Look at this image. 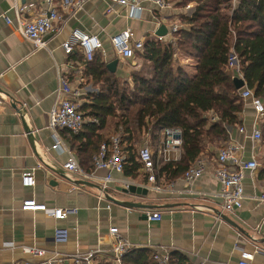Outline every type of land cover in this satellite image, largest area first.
Returning a JSON list of instances; mask_svg holds the SVG:
<instances>
[{
	"label": "crops",
	"instance_id": "crops-1",
	"mask_svg": "<svg viewBox=\"0 0 264 264\" xmlns=\"http://www.w3.org/2000/svg\"><path fill=\"white\" fill-rule=\"evenodd\" d=\"M166 1L169 7L165 9L145 1L141 14L133 16L129 8L112 5L109 0H89L83 9L64 13L65 20L58 24L59 29L46 36L49 49H36L17 30L15 6H26L28 10L23 18L31 19L49 7L62 12V0H0V264H76L73 256L87 253H93L89 264H132L128 260L118 261L111 252L112 227H118L122 237L132 243L131 250L148 249L154 253L164 247L171 256L183 255L186 264H238L243 251L253 252L254 261L264 264V201L257 198L264 192V140L255 143L249 136L256 119L249 99L245 100L242 112L241 126L246 133L239 131L240 126L230 127L222 142L234 139L244 146V159L255 155L259 162L256 172H246L243 205L233 212L223 210L218 195L222 188L215 175L219 146L206 148L202 157L207 159L208 166L191 185L180 178L167 190L157 191L142 170L135 178L113 172L114 180L108 184L111 196L120 201L157 206L130 208L102 198L100 189L95 186L73 184L46 167L34 153L23 123L12 106L10 96L28 108L42 149L50 161L67 171L64 164L71 157L77 159L78 155L65 129L58 130L59 143L54 147L56 141L49 128V111L56 100L59 73H64L81 89L82 104L85 96L96 93L98 88L84 72L89 63L86 57L78 59L75 56L77 48L67 54L62 43L71 38L74 29L98 35L104 44L100 51L103 61L108 65L118 60L115 73L124 80L129 79L133 64L116 53L110 43L111 37L128 28L135 40L146 42L156 37L161 24L170 25L178 20L180 9L176 0ZM5 14L11 17V23L5 20ZM179 58L193 76L195 60L183 54H179ZM139 68L140 62L134 69ZM115 124L116 120L110 118L99 132L108 138L114 134ZM146 137L157 151L164 135L159 132L152 137L145 133L140 146ZM171 155L180 158L181 152L174 151ZM27 171L34 172L36 183L32 187L22 183ZM90 182L99 185L94 180ZM161 182L166 186L170 184L164 177ZM132 184L147 188L148 194L119 190ZM189 187L192 193L186 192ZM28 199H36L50 207L76 208L77 212L57 221L44 211L23 210V203ZM152 212H161L162 219L149 221L148 213ZM222 214L238 226L223 219ZM57 227L68 229L67 241H54ZM7 244L14 247L6 248ZM24 246H35L46 252L42 256L35 255L24 251ZM256 249L260 251L255 252Z\"/></svg>",
	"mask_w": 264,
	"mask_h": 264
},
{
	"label": "trees",
	"instance_id": "trees-1",
	"mask_svg": "<svg viewBox=\"0 0 264 264\" xmlns=\"http://www.w3.org/2000/svg\"><path fill=\"white\" fill-rule=\"evenodd\" d=\"M176 2L181 28L168 39L149 38L136 50L130 64L140 62V68L133 69L129 79L110 71L100 52L87 63L84 72L98 91L85 96L81 105L86 119L82 131L65 129L84 170L94 168L93 156L110 139L99 131L114 118L113 135H121L127 156L125 176L135 178L142 170L138 149L144 134L156 137L169 127L182 132L181 156L163 162L157 177L167 182L182 178L209 145L220 146L230 127L242 125L245 100L229 66L232 55L239 60L245 86L264 102V0ZM179 54L195 60L193 76ZM75 56L83 60L85 54L78 49ZM260 128L264 140V117ZM152 255L148 249L129 250L122 261L158 264ZM169 264L186 260L172 254Z\"/></svg>",
	"mask_w": 264,
	"mask_h": 264
},
{
	"label": "built area",
	"instance_id": "built-area-1",
	"mask_svg": "<svg viewBox=\"0 0 264 264\" xmlns=\"http://www.w3.org/2000/svg\"><path fill=\"white\" fill-rule=\"evenodd\" d=\"M88 1L89 0H62V12L55 7H49L31 19L23 18V14L28 10L26 6H15L17 30L29 40L36 49H49L46 36L52 31L59 29L60 26L58 24H61L65 20L64 13L77 12L83 9ZM109 1L112 5L117 4L129 8L133 16H139L141 14V11L144 8L143 3L145 1L153 2L163 9L169 7V3L166 0ZM188 8H190V6H188L187 9ZM4 18L8 23L12 22L11 17L7 14L4 15ZM166 26L168 28V34L166 36L168 37H172L173 33L181 28L179 20H175L171 22L170 25ZM164 37L165 36L156 35V38L160 40H163ZM110 43L121 58L131 60L135 57L136 50H141L144 47L145 41L133 39V32L128 28L113 35ZM62 47L67 54H71L75 48L81 49L85 54L86 61H91L97 52L104 49V44L98 35L85 33L80 29H74L71 38L63 42ZM229 66L238 77L243 78L240 74V64L236 55L230 57ZM82 94L81 89H79L77 85L74 86L64 73H59V85L56 90V100L49 111V128L52 130L53 138L56 141L54 147H57V143H59L58 130L67 129L74 133L82 131L86 122L84 113L81 110ZM241 96L244 100L249 99L256 111L253 131L249 136L255 143L261 142L263 141V133L260 128V122L264 117V102L260 97L255 96L253 90L247 86L242 88ZM0 102H2L1 98ZM239 131L246 133V129L243 126L239 127ZM160 133L164 135V137L159 141L158 150L155 151L152 148L146 137L138 149V159L142 164V171L146 173L149 183L152 184V188L157 191H165L172 187L174 182L172 181L166 186L161 182L162 177L161 179H158L157 174L163 162L179 159L178 157H173L171 153L175 151L180 154L182 132L180 129L168 127L162 129ZM243 151L244 146L241 143L234 139H229L219 147L217 152L215 175L222 184L221 191L218 195L222 199L224 211L233 212L243 205L245 197L244 179L246 172L249 171L250 173H254L259 168V162L256 156L253 155L248 160L244 159ZM126 160L127 156L121 145V135L115 134L110 136L108 142L104 141L100 145L98 152L93 156L94 168L92 171L88 172L84 170L75 157H71L64 164V168L76 178L96 181L101 186L100 195L104 198L106 191L108 190L109 182L114 180L112 173H123ZM207 166V159L201 157L184 173L182 179L191 185L203 174ZM100 171L106 172L105 174H100ZM22 183L27 187L34 186L36 183L34 172H25L22 177ZM186 192L192 193L193 190L189 187V189H186ZM257 198L264 201V192ZM108 207H110V205H108ZM22 208L23 210L44 211L47 215L53 217L57 221L64 220L69 214L77 212L76 208L50 207L44 203H39L36 199L25 200ZM161 219V212L148 213L149 221H159ZM110 234L114 239L111 252L118 261H121L122 256L131 250L133 245L130 241L122 237L118 227H112L110 229ZM67 239L68 229L57 227L54 231V241L65 242ZM11 247H14V245H6V248ZM23 249L28 253L40 256L44 255L46 252L44 249L35 246H24ZM259 251V249L255 250V252ZM92 257L93 253L78 254L73 256V260L76 264H89ZM152 258L158 264H169L171 253L164 247H159V249L155 250L153 253ZM26 264L32 263L28 262ZM200 264H205V262H201ZM238 264H257L254 261V253L243 251Z\"/></svg>",
	"mask_w": 264,
	"mask_h": 264
},
{
	"label": "water",
	"instance_id": "water-1",
	"mask_svg": "<svg viewBox=\"0 0 264 264\" xmlns=\"http://www.w3.org/2000/svg\"><path fill=\"white\" fill-rule=\"evenodd\" d=\"M168 34V28L165 24H162L156 31V35L158 36H166ZM117 65H118V60H113L110 63H108V68L110 71L115 72L117 69ZM234 82L236 84V87L238 89H242L245 86V81L242 77H235L234 78ZM0 91H2L0 89ZM10 98L12 99V106L14 109H16L17 114L19 115L23 126H24V130L27 134V137L29 139V142L32 146V149L34 151V153L36 154V156L38 157V159L44 164L46 165V167L54 170L55 172H57L59 175H61L62 177L66 178L67 180L71 181L73 184L76 185H81V186H95L98 189H101L100 185H94L93 183H91L89 180H85V179H80V178H76L74 176H72V174L70 172L65 171L63 168L58 167L57 165H55L52 161H50V159L48 158V156L46 155L44 149H42V145L36 135L35 129L32 125L31 119H30V113L29 110L26 106L21 105L18 101H16L15 99H13L11 96ZM120 191L124 192V193H132V194H143V195H147L148 194V189L147 188H143L141 186H136V185H128L127 188L124 189H119ZM105 197L109 200L112 201L114 203L126 206V207H130V208H156L157 206H152V205H144L135 201H120L115 199L113 196H111L108 193V190L106 191ZM223 219L227 220L228 222L234 224L235 226H238L236 223H233V221L231 219H229V217L225 214L221 215Z\"/></svg>",
	"mask_w": 264,
	"mask_h": 264
},
{
	"label": "rangeland",
	"instance_id": "rangeland-1",
	"mask_svg": "<svg viewBox=\"0 0 264 264\" xmlns=\"http://www.w3.org/2000/svg\"><path fill=\"white\" fill-rule=\"evenodd\" d=\"M133 69H134V67L132 66V71H133ZM127 78H130V75H128ZM220 146H221V145H220ZM220 146H219V147H220Z\"/></svg>",
	"mask_w": 264,
	"mask_h": 264
}]
</instances>
